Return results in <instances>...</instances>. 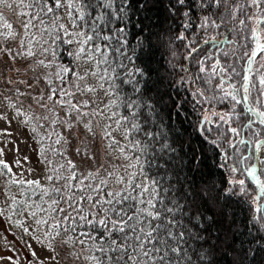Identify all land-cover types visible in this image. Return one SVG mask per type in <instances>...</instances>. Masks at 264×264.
<instances>
[{
  "label": "snow or ice",
  "instance_id": "obj_1",
  "mask_svg": "<svg viewBox=\"0 0 264 264\" xmlns=\"http://www.w3.org/2000/svg\"><path fill=\"white\" fill-rule=\"evenodd\" d=\"M161 3L0 0V264H216L218 250L232 264H247L252 249L243 253L232 209L233 189L246 193L245 180L197 190L169 173L176 149L153 129L155 106L134 79L145 72L123 62L151 35L139 15L131 34L133 13L149 20L147 10ZM163 7L179 29L170 26L166 41L159 37L173 56L199 18L211 51L196 60L193 82L212 95L199 88L194 95L227 101L231 110L219 115L226 124L243 118L229 131L252 129L256 139L238 141L252 153L240 162L258 160L264 175V159L256 156L264 152V0H167ZM184 47L185 59L198 51ZM118 79L133 85L131 95H121ZM202 159L192 149V170L201 171ZM243 171L260 200L264 180L256 166Z\"/></svg>",
  "mask_w": 264,
  "mask_h": 264
},
{
  "label": "trees",
  "instance_id": "obj_2",
  "mask_svg": "<svg viewBox=\"0 0 264 264\" xmlns=\"http://www.w3.org/2000/svg\"><path fill=\"white\" fill-rule=\"evenodd\" d=\"M163 3H167V0H163ZM163 3L147 10V15L150 17L149 20H144L143 15L140 13H133V19L129 23L131 34L137 32V29L133 28L132 24L136 22L135 17L139 15L141 21L148 26L151 35H146L145 47L143 49L137 48L135 55L129 48L128 55L133 56V59L131 62L124 59L123 62L127 65V70L135 72L138 67L145 72L143 78L136 74L134 79L141 82L139 86L144 93V97L155 106L156 116L153 129L166 133L167 142L176 149V152L172 154V163L167 165L169 173L179 174L181 184L184 183V178L187 177L189 182H194L197 190L206 183L228 187L227 177L232 173V179L239 180L241 175L240 167L244 168L241 166L240 161L245 153L246 146L240 145L238 141L242 138L245 141L255 140L256 137L251 135L252 129L241 131L240 136H235L229 131L230 127L239 129L243 123V118H241V121L235 122V124L233 120L226 124L219 119V115L231 110V105L227 101L217 102L216 100H211L206 102L204 97L198 94L194 95L198 88L201 90L205 89L201 81L196 80L193 82V77L198 72L196 60L202 58L205 49L211 51V45L203 44L204 33L200 35L201 37L195 32L185 33L187 39L176 43L175 56L168 51L169 62H166L165 57L163 59L160 57L158 47L164 41H160L159 37H164V40H166L167 38L164 34L170 26L177 31L179 30L174 21L169 19ZM194 17L196 22L189 29L193 31L198 29L197 23H199V18L195 15ZM208 34L216 35L217 33L209 29ZM129 40L130 43H134L131 35ZM192 41H195V43H192ZM149 42L154 47H149ZM185 44L198 49L196 53H193L192 58L185 59L189 51V48L185 51ZM208 63L211 62L209 61ZM182 69H187V71ZM118 71L123 77L125 70L118 69ZM117 84L121 95L132 94V84H121L119 79ZM204 94L205 96L212 95L208 91ZM177 105H179V108H177ZM237 111H239L238 108ZM205 116L208 120L205 119ZM253 128H255V125ZM211 141H216L219 147L213 145ZM229 142L236 143L237 147H229ZM192 149H196V154L203 158L201 171L192 170L190 163ZM221 149H224V151L222 150L223 152H221ZM225 154L228 156L226 163L222 159ZM158 162L161 164L165 163L163 159H158ZM222 163L224 166L220 167ZM242 163L244 165V160ZM232 167H235L237 171L232 172ZM145 168L147 169L146 164ZM226 169L229 171L228 175L226 174ZM148 171L149 175L154 176L157 169L152 168ZM159 171L163 175V169H159ZM173 179H175V175H173ZM262 180H264V176ZM239 187V185H236L233 189L236 195L233 197L232 209L235 213L236 224L242 229V238L245 240L243 253H247L249 248L252 249L251 254L247 256V264H264V237L262 235L264 232V211L257 212L255 216L247 204V200H255L259 192L246 182V193L241 194ZM255 201L258 207L264 209V197ZM215 261L216 264H232V258L224 256L223 250L215 252Z\"/></svg>",
  "mask_w": 264,
  "mask_h": 264
},
{
  "label": "rangeland",
  "instance_id": "obj_3",
  "mask_svg": "<svg viewBox=\"0 0 264 264\" xmlns=\"http://www.w3.org/2000/svg\"><path fill=\"white\" fill-rule=\"evenodd\" d=\"M4 12H5V14L7 15V16H9L10 18H12V19H14V17H12L11 16V13H10V11H8L7 9H4ZM194 19H196L195 17H194ZM198 24V23H197ZM167 25H168V23H167ZM190 32H195V33H197V35H199V37H201L200 35L203 33V31L202 30H200V29H195L194 31L193 30H187L185 33H190ZM220 38V37H219ZM164 41H166V40H164ZM211 47V46H210ZM188 50V48H186L185 47V51H187ZM158 51H159V54H160V57L163 59V57H165V60H166V62H169L168 60H169V58H170V56H169V53H168V50L165 48V46H164V42H163V44H161L159 47H158ZM160 58V59H161ZM170 65V64H169ZM171 68V67H170ZM175 70V69H174ZM205 92H207V90L206 89H204V93ZM101 99H104L103 98V96H101ZM224 107V106H223ZM238 110H240L239 109V107H238ZM206 117V116H205ZM207 118V117H206ZM208 120V119H207ZM233 122H234V124H235V122H237V120H235V119H233ZM257 127V125H255V128ZM117 138L118 139H120V137L119 136H117ZM121 143H123V141H121ZM227 148H228V146H227ZM224 151V149H221V152H223ZM232 151H233V149H232ZM251 155H252V153H250ZM257 155V154H256ZM253 165V159L252 160H250V163H249V166L248 167H250V166H252ZM242 167H244V165L242 166ZM240 170H241V175H240V179H244L245 180V182L246 183H248L249 185H251L256 191H258L259 192V190H257L251 183H250V181H249V179H248V177H247V173L246 172H244L243 170H244V168L242 169L241 167H240ZM228 173H229V171L226 169V174L228 175ZM228 180H231L232 178H233V174L231 173L228 177ZM246 179H247V181H246ZM228 187H230V185H228ZM247 204H248V206L250 207V210H251V212H253V214L256 216V214H257V211H256V209H257V205H256V201L254 200V199H249V200H247ZM7 236H8V239L9 240H13L14 239V237H13V235L12 234H6ZM17 235H19V233H17ZM262 235H263V237H264V232L262 233ZM16 247L17 248H20L21 247V244H20V242L19 241H17L16 242ZM37 247H39L38 245H37ZM25 252H26V250H22L21 252H20V258H21V260H23V257H24V255H25ZM263 261H264V258H263Z\"/></svg>",
  "mask_w": 264,
  "mask_h": 264
},
{
  "label": "flooded vegetation",
  "instance_id": "obj_4",
  "mask_svg": "<svg viewBox=\"0 0 264 264\" xmlns=\"http://www.w3.org/2000/svg\"><path fill=\"white\" fill-rule=\"evenodd\" d=\"M245 146H246V149H245V153H244V155L242 156V158H241V160L243 159V157H245V156H249L250 155V148H251V145H246L245 144ZM264 159V158H263ZM244 169L246 168V167H248L249 166V160H244ZM241 166H243V163H241ZM257 175H260V178H261V180H262V177L264 176V175H261V165H260V169H259V173L257 174Z\"/></svg>",
  "mask_w": 264,
  "mask_h": 264
},
{
  "label": "bare ground",
  "instance_id": "obj_5",
  "mask_svg": "<svg viewBox=\"0 0 264 264\" xmlns=\"http://www.w3.org/2000/svg\"><path fill=\"white\" fill-rule=\"evenodd\" d=\"M257 157H259L260 159H263L264 158V152H262V153H257V155H256ZM254 161H255V159H253V165H254ZM260 163H259V161L257 160V164L255 165L256 166V168H257V174L259 173V169H260ZM248 177V176H247ZM248 179H249V177H248ZM255 187V186H254ZM256 188V187H255ZM257 190H259L258 188H256Z\"/></svg>",
  "mask_w": 264,
  "mask_h": 264
},
{
  "label": "water",
  "instance_id": "obj_6",
  "mask_svg": "<svg viewBox=\"0 0 264 264\" xmlns=\"http://www.w3.org/2000/svg\"><path fill=\"white\" fill-rule=\"evenodd\" d=\"M256 164H257V160L255 159V161H254V165H256ZM249 181H250V183H251L253 186H255V187L257 188L256 184L251 180V178H249Z\"/></svg>",
  "mask_w": 264,
  "mask_h": 264
}]
</instances>
